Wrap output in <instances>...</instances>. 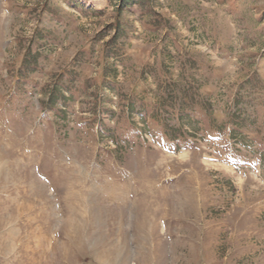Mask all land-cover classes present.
Wrapping results in <instances>:
<instances>
[{"label": "rangeland", "instance_id": "obj_1", "mask_svg": "<svg viewBox=\"0 0 264 264\" xmlns=\"http://www.w3.org/2000/svg\"><path fill=\"white\" fill-rule=\"evenodd\" d=\"M0 0V264H264V0Z\"/></svg>", "mask_w": 264, "mask_h": 264}, {"label": "trees", "instance_id": "obj_2", "mask_svg": "<svg viewBox=\"0 0 264 264\" xmlns=\"http://www.w3.org/2000/svg\"><path fill=\"white\" fill-rule=\"evenodd\" d=\"M121 4H122L123 6H126V0H122Z\"/></svg>", "mask_w": 264, "mask_h": 264}]
</instances>
